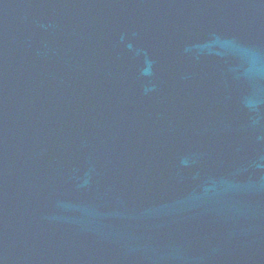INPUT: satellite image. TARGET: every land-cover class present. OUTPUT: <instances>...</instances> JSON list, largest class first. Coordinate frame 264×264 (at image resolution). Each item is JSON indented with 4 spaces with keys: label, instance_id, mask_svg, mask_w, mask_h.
Listing matches in <instances>:
<instances>
[{
    "label": "water",
    "instance_id": "obj_1",
    "mask_svg": "<svg viewBox=\"0 0 264 264\" xmlns=\"http://www.w3.org/2000/svg\"><path fill=\"white\" fill-rule=\"evenodd\" d=\"M0 264H264V0H0Z\"/></svg>",
    "mask_w": 264,
    "mask_h": 264
}]
</instances>
